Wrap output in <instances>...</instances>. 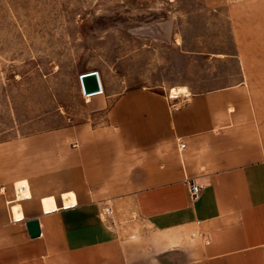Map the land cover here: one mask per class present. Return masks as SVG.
<instances>
[{
	"label": "crops",
	"instance_id": "crops-1",
	"mask_svg": "<svg viewBox=\"0 0 264 264\" xmlns=\"http://www.w3.org/2000/svg\"><path fill=\"white\" fill-rule=\"evenodd\" d=\"M101 93L98 123L0 150V264H264V85Z\"/></svg>",
	"mask_w": 264,
	"mask_h": 264
},
{
	"label": "rangeland",
	"instance_id": "rangeland-1",
	"mask_svg": "<svg viewBox=\"0 0 264 264\" xmlns=\"http://www.w3.org/2000/svg\"><path fill=\"white\" fill-rule=\"evenodd\" d=\"M89 71L111 98L263 86L264 0H0L5 163L17 162L11 153L25 137L105 118L103 95L81 93Z\"/></svg>",
	"mask_w": 264,
	"mask_h": 264
},
{
	"label": "water",
	"instance_id": "water-1",
	"mask_svg": "<svg viewBox=\"0 0 264 264\" xmlns=\"http://www.w3.org/2000/svg\"><path fill=\"white\" fill-rule=\"evenodd\" d=\"M93 76H96L95 72H89L79 76L83 94L91 95L102 91L101 86L98 84L96 85L95 81L92 79ZM26 226L30 237H37L40 235L39 223L37 219L34 218L28 220L26 222Z\"/></svg>",
	"mask_w": 264,
	"mask_h": 264
},
{
	"label": "bare ground",
	"instance_id": "bare-ground-1",
	"mask_svg": "<svg viewBox=\"0 0 264 264\" xmlns=\"http://www.w3.org/2000/svg\"><path fill=\"white\" fill-rule=\"evenodd\" d=\"M89 72H95L96 76H93L92 79L95 81L96 85H100L101 88H102V85H101V82H100V77H99V74L97 71H89ZM89 72H85V73H89ZM85 73H82V74H85ZM81 75V74H80ZM79 75V76H80ZM80 83V81H79ZM80 88H81V85H80ZM102 92V91H101ZM101 92L99 93H95L96 95H100L102 94ZM169 94H168V97L171 98V99H176V97L180 96V95H188L189 94V90L186 86H177V87H171L169 90H168ZM81 93L83 94L82 92V88H81ZM84 97L87 99V101L90 100V98L92 96H94L93 94L91 95H86V94H83ZM27 186V182L26 181H19L16 183V189H17V193H18V196H22L24 194V190H23V187H26ZM15 210V208H14ZM15 218L19 217L20 214L17 213V211H15V214H14Z\"/></svg>",
	"mask_w": 264,
	"mask_h": 264
},
{
	"label": "built area",
	"instance_id": "built-area-1",
	"mask_svg": "<svg viewBox=\"0 0 264 264\" xmlns=\"http://www.w3.org/2000/svg\"><path fill=\"white\" fill-rule=\"evenodd\" d=\"M172 107L176 108V104H172ZM178 147H179V149L183 148L184 144L179 143ZM200 192H201V186L198 183L192 181L188 184L187 194H188V198H189L190 202H195L199 198Z\"/></svg>",
	"mask_w": 264,
	"mask_h": 264
}]
</instances>
